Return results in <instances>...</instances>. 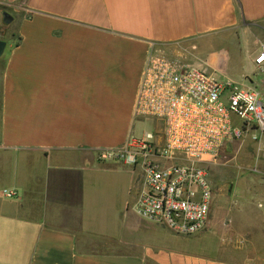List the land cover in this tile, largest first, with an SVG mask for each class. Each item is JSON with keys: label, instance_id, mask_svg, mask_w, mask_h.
<instances>
[{"label": "crops", "instance_id": "1", "mask_svg": "<svg viewBox=\"0 0 264 264\" xmlns=\"http://www.w3.org/2000/svg\"><path fill=\"white\" fill-rule=\"evenodd\" d=\"M240 24L264 25V0H0V264H264L245 236L264 225L244 223L264 178L261 198L217 196L207 229L179 237L132 212L136 171L99 159L147 121L153 46Z\"/></svg>", "mask_w": 264, "mask_h": 264}, {"label": "built area", "instance_id": "2", "mask_svg": "<svg viewBox=\"0 0 264 264\" xmlns=\"http://www.w3.org/2000/svg\"><path fill=\"white\" fill-rule=\"evenodd\" d=\"M264 46L254 65L261 69ZM135 115L152 132L131 135L103 152L137 172L134 214L179 237L205 230L213 200L208 168L229 144L264 141V102L253 88L190 65L178 47L153 46L146 59ZM14 199L15 191H3Z\"/></svg>", "mask_w": 264, "mask_h": 264}, {"label": "rangeland", "instance_id": "3", "mask_svg": "<svg viewBox=\"0 0 264 264\" xmlns=\"http://www.w3.org/2000/svg\"><path fill=\"white\" fill-rule=\"evenodd\" d=\"M262 45L264 25L240 24L219 34L187 41L178 45V48L190 65L203 69L220 80L229 79L253 88L264 102V73L259 69L250 72L252 70L250 61L255 59ZM169 48L173 50L174 47ZM145 131H153L150 121L134 125L136 136ZM208 174L213 198L221 196L225 201L232 202L236 195H244L247 189L261 198L263 190L255 186V182H250V179L257 181L264 178V141L258 145L252 142L227 145L221 150L216 161L209 166ZM242 180L249 181V186L245 187ZM236 183L239 187L235 186ZM255 200L254 202L248 198L249 202H245L247 217L244 223L249 229L253 227L252 225H264V217L258 216L251 206L254 204L262 211L263 208L259 209L258 205L263 206L264 203L259 199ZM211 217L210 214L207 227ZM245 236L254 239L258 244L264 241V234ZM261 252H264V245H251L249 254L259 257Z\"/></svg>", "mask_w": 264, "mask_h": 264}]
</instances>
